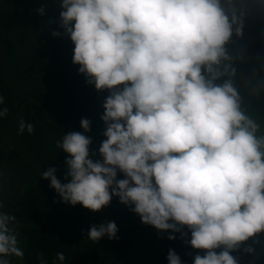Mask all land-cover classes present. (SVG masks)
Returning <instances> with one entry per match:
<instances>
[{"label":"clouds","instance_id":"obj_1","mask_svg":"<svg viewBox=\"0 0 264 264\" xmlns=\"http://www.w3.org/2000/svg\"><path fill=\"white\" fill-rule=\"evenodd\" d=\"M59 7L72 63L87 84L109 93L100 116L105 139L90 149L91 121L81 118L82 132L56 141L66 154L64 182L56 167L40 177L60 202L93 212L117 197L141 223L202 250L193 264H238L230 253L264 233V134L241 108L227 47L244 34L245 0H61ZM36 11L45 14L43 6ZM25 131L33 125L21 120L18 133ZM15 221L0 211V264L24 255ZM117 233L104 220L86 239ZM65 259L58 252L53 264ZM166 259L183 264L171 248Z\"/></svg>","mask_w":264,"mask_h":264},{"label":"trees","instance_id":"obj_2","mask_svg":"<svg viewBox=\"0 0 264 264\" xmlns=\"http://www.w3.org/2000/svg\"><path fill=\"white\" fill-rule=\"evenodd\" d=\"M61 0H0V96L7 114L0 117V211L16 217L22 258L7 257L10 264H53L56 254L65 264H168L171 248L183 264H193L202 250L187 247L176 233H160L141 223L140 217L113 197L109 205L93 212L80 204L60 202L49 180L40 172L56 167L64 182L66 154L56 141L70 131H83L81 118L91 121L90 149L98 150L105 137L102 104L109 94L97 91L72 63L73 44L59 25ZM44 7L45 14L36 9ZM244 34L227 45L235 74L232 82L241 97L242 110L264 134V7L245 0ZM60 36H53L52 31ZM33 132L18 133L19 122ZM118 178L123 175L118 173ZM114 221L118 239L92 242L91 224ZM187 232V228L183 229ZM170 232V230H169ZM190 238V235L189 237ZM251 247L253 252L244 251ZM219 251V249H217ZM238 264H264V233L256 234L230 253ZM184 255V259H183Z\"/></svg>","mask_w":264,"mask_h":264},{"label":"water","instance_id":"obj_3","mask_svg":"<svg viewBox=\"0 0 264 264\" xmlns=\"http://www.w3.org/2000/svg\"><path fill=\"white\" fill-rule=\"evenodd\" d=\"M188 245H189V244H187L186 249H187Z\"/></svg>","mask_w":264,"mask_h":264}]
</instances>
